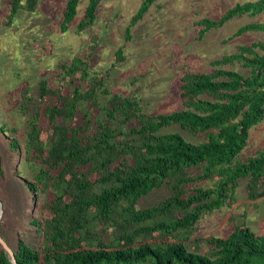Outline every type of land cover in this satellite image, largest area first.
Instances as JSON below:
<instances>
[{"label":"trees","instance_id":"trees-1","mask_svg":"<svg viewBox=\"0 0 264 264\" xmlns=\"http://www.w3.org/2000/svg\"><path fill=\"white\" fill-rule=\"evenodd\" d=\"M79 1L66 0L61 32L75 19ZM101 2L88 0L77 32L93 25ZM155 2L141 1L125 29L127 41ZM37 3L11 0L7 25ZM263 13L264 0L237 3L216 20L197 21L198 39L234 18ZM249 32L264 38V23H247L229 40ZM92 42L95 51L98 37ZM116 57L122 59V49ZM237 65L245 73L227 69ZM211 66L212 73L183 74L182 109L168 114L149 115L137 97L111 95L104 74L80 58L59 65L56 85L41 79L33 95L23 89L24 161L36 167L26 181L35 245L17 237L11 248L16 264H264V236L245 223L226 237L196 236L203 215L234 204L239 180H246L250 202L264 197V145L238 160L249 131L264 120V40L240 45ZM170 126L202 141L160 133ZM161 187L162 201L137 208ZM0 264H11L1 245Z\"/></svg>","mask_w":264,"mask_h":264},{"label":"rangeland","instance_id":"rangeland-1","mask_svg":"<svg viewBox=\"0 0 264 264\" xmlns=\"http://www.w3.org/2000/svg\"><path fill=\"white\" fill-rule=\"evenodd\" d=\"M10 1L0 0V161L4 172L0 176V209L4 216L0 237L10 249L17 237L35 245L33 229L27 224L34 210L26 181L36 167L24 161L26 118L18 112L23 89L33 95L41 79L56 85L61 72L59 65L80 58L88 61L91 71L104 74L111 95H133L144 113L168 114L182 109L179 87L183 74L212 73L213 60L236 53L240 45L264 40L255 32L229 40L247 23H264V13L253 18H234L198 39L197 21L216 20L237 3L252 0H156L131 28L128 41L125 29L142 0H102L93 25L82 32H77V25L88 0L79 1L75 19L66 32L60 29L66 0H38L33 12L18 11L9 26ZM93 36L99 42L95 51L91 50ZM119 49L122 59L117 60ZM227 69L245 73L238 65ZM160 133H178L192 144L202 141L178 126L163 128ZM263 145L264 120L249 131L247 146L238 160L246 161ZM165 196L161 187L141 198L137 208L156 205ZM242 223L264 236V197L250 202L245 179L238 181L231 207L201 217L196 236L226 237Z\"/></svg>","mask_w":264,"mask_h":264},{"label":"water","instance_id":"water-1","mask_svg":"<svg viewBox=\"0 0 264 264\" xmlns=\"http://www.w3.org/2000/svg\"><path fill=\"white\" fill-rule=\"evenodd\" d=\"M1 214H2V211L0 209V219H1ZM0 245L3 248V250L8 254L11 264H16V260H15L12 250L7 246V244L4 242V240L1 237H0Z\"/></svg>","mask_w":264,"mask_h":264}]
</instances>
